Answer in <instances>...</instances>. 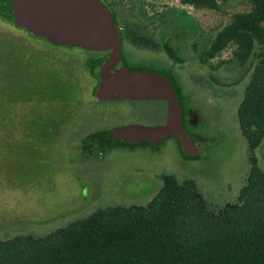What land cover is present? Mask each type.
Here are the masks:
<instances>
[{"label":"rangeland","instance_id":"rangeland-1","mask_svg":"<svg viewBox=\"0 0 264 264\" xmlns=\"http://www.w3.org/2000/svg\"><path fill=\"white\" fill-rule=\"evenodd\" d=\"M122 2L120 17L129 21L160 14L169 28L182 16L177 32L183 49L175 58L167 55L137 67L126 52L122 57L131 68L170 79L183 126L202 150L187 152L176 136L157 146L98 139L94 134L101 130L164 123L165 102L99 100L86 66L90 53L55 45L0 17V239L46 235L101 207L146 204L165 173L195 179L212 209L237 201L251 168L237 110L254 63L242 68L222 63L232 58L230 44L201 64L196 47L202 50L234 14L250 11L251 1L230 0L219 9L182 0ZM256 156L264 170V141Z\"/></svg>","mask_w":264,"mask_h":264},{"label":"trees","instance_id":"trees-1","mask_svg":"<svg viewBox=\"0 0 264 264\" xmlns=\"http://www.w3.org/2000/svg\"><path fill=\"white\" fill-rule=\"evenodd\" d=\"M228 1L182 0L210 9ZM250 1V11L196 47L201 64L230 44L232 58L222 63H254L237 110L251 163L237 201L212 209L195 179L165 173L146 204L101 207L46 235L0 239V264H264V170L256 156L264 141V0Z\"/></svg>","mask_w":264,"mask_h":264},{"label":"water","instance_id":"water-1","mask_svg":"<svg viewBox=\"0 0 264 264\" xmlns=\"http://www.w3.org/2000/svg\"><path fill=\"white\" fill-rule=\"evenodd\" d=\"M0 17L55 45L104 52L88 59L96 79L95 97L166 102L164 123L119 126L104 131V136L128 143L147 141L152 146L176 136L187 152L190 149L196 154L202 150L183 126L181 104L170 79L150 69L131 68L124 62L122 38L110 8L102 0H0Z\"/></svg>","mask_w":264,"mask_h":264},{"label":"flooded vegetation","instance_id":"flooded-vegetation-1","mask_svg":"<svg viewBox=\"0 0 264 264\" xmlns=\"http://www.w3.org/2000/svg\"><path fill=\"white\" fill-rule=\"evenodd\" d=\"M102 1L110 8L112 12L115 23L118 27L120 36L122 38L123 53L126 52L128 56L132 57V59L134 58L136 60V63L139 65L137 67L142 66L141 65L142 61L144 62L147 60L148 62L150 60L156 61L157 59L162 60V58L165 60V57L167 55L169 57L175 58V56H177V52L180 53V51H182L183 49L182 48L183 46L181 44L182 33L177 32V30L182 29V23H180L178 20V19H182L181 15L179 16L181 18L179 17L174 18L175 21L173 20L172 22H170L171 26H169L168 28L167 23L164 21V19L166 18L162 17L160 14L153 16H142L140 18L129 21L125 17H120V11L123 7L122 0H102ZM167 29H171V32L168 33ZM83 50L87 51V53H90V57H100L104 54V52H97L86 49ZM173 52H175L176 55H173L174 54ZM173 66L174 64H172V68ZM153 68H156L157 71H161V69H159L161 67L153 66ZM174 69L176 68L174 67ZM129 100L130 102L133 103L136 102L140 103V102H146V100H155V99H129ZM166 111H167V104L165 107V115L163 122H165L166 120ZM104 131L105 130L97 131V133H95L94 135H96V137H98V139L102 141L107 140L109 144L113 142L111 141L113 139L119 140L118 138H109L104 136L103 135Z\"/></svg>","mask_w":264,"mask_h":264}]
</instances>
